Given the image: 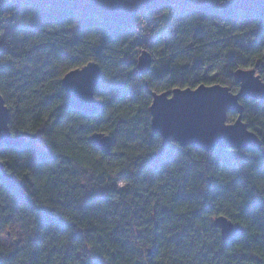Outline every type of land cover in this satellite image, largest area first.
I'll use <instances>...</instances> for the list:
<instances>
[{
  "label": "trees",
  "instance_id": "16d2710c",
  "mask_svg": "<svg viewBox=\"0 0 264 264\" xmlns=\"http://www.w3.org/2000/svg\"><path fill=\"white\" fill-rule=\"evenodd\" d=\"M193 1L142 10L126 29L95 14L0 0L8 125L37 137L0 146L18 183L0 174V230L16 217L24 236L14 248L0 244V264H264V99L240 100L261 149L164 146L151 130L149 90L221 83L234 91L240 67L264 80V12ZM142 49L153 57L146 75L133 58ZM89 61L101 69L95 114L71 108L61 86ZM98 131L111 136L109 154L88 140ZM218 215L243 232L224 241Z\"/></svg>",
  "mask_w": 264,
  "mask_h": 264
},
{
  "label": "water",
  "instance_id": "95a60500",
  "mask_svg": "<svg viewBox=\"0 0 264 264\" xmlns=\"http://www.w3.org/2000/svg\"><path fill=\"white\" fill-rule=\"evenodd\" d=\"M34 4L51 5L55 8L79 11L83 15H97L101 20L114 22L124 28L135 25L134 17L142 10L157 9L163 5L177 4L178 0H29ZM234 8L241 12L259 14L264 12V0H235ZM152 54L142 49L136 59L139 75H146L152 65ZM101 79L100 65L89 61L82 67L66 72L61 79L66 100L74 110L88 114L97 113L101 101L94 96L96 84ZM237 92L221 83L200 84L196 88L174 87L160 93L150 91L151 130L161 137L164 146L175 141L180 146L191 145L210 151L215 146L228 148L261 149L258 133L251 130L242 118L243 104L240 100H263L264 80H261L255 67L238 68L233 74ZM237 117L228 123V113ZM9 110L0 93V146H20L26 137L37 139L25 133H12L9 122ZM91 144L104 154H109L112 139L104 132H95L88 136ZM0 174L9 184L18 187L12 174L3 169L0 161ZM213 226L220 229L221 238L232 239L243 227L233 223L227 216L218 215L213 219Z\"/></svg>",
  "mask_w": 264,
  "mask_h": 264
},
{
  "label": "rangeland",
  "instance_id": "374dc122",
  "mask_svg": "<svg viewBox=\"0 0 264 264\" xmlns=\"http://www.w3.org/2000/svg\"><path fill=\"white\" fill-rule=\"evenodd\" d=\"M197 1H204V0H194L193 2H197ZM140 17H138V21H140ZM163 18H164V21L169 20L168 15L164 16ZM142 21H145V19L142 18ZM139 53H137V55H139ZM137 55L133 56L134 60H136ZM237 90H234L233 92H237ZM235 118H231V119L228 118L227 122L231 123ZM256 131H258V129H256ZM2 225L3 226L0 230V244L1 245H4L6 248H14V246L20 244L23 241L24 236L22 232V226L20 225V222L18 221L16 217H13L12 219H8Z\"/></svg>",
  "mask_w": 264,
  "mask_h": 264
}]
</instances>
